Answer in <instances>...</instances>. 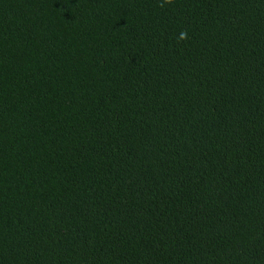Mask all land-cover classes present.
Returning <instances> with one entry per match:
<instances>
[{
  "label": "trees",
  "instance_id": "trees-1",
  "mask_svg": "<svg viewBox=\"0 0 264 264\" xmlns=\"http://www.w3.org/2000/svg\"><path fill=\"white\" fill-rule=\"evenodd\" d=\"M0 264H264V0H0Z\"/></svg>",
  "mask_w": 264,
  "mask_h": 264
},
{
  "label": "clouds",
  "instance_id": "clouds-1",
  "mask_svg": "<svg viewBox=\"0 0 264 264\" xmlns=\"http://www.w3.org/2000/svg\"><path fill=\"white\" fill-rule=\"evenodd\" d=\"M172 0H164V3H171ZM160 6H163V4H161ZM181 39H187V33L185 31H182L180 33V37Z\"/></svg>",
  "mask_w": 264,
  "mask_h": 264
}]
</instances>
